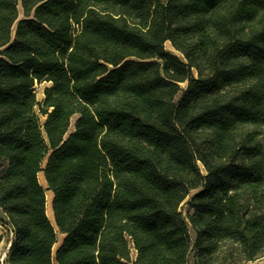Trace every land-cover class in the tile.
<instances>
[{
  "label": "trees",
  "instance_id": "obj_1",
  "mask_svg": "<svg viewBox=\"0 0 264 264\" xmlns=\"http://www.w3.org/2000/svg\"><path fill=\"white\" fill-rule=\"evenodd\" d=\"M0 210L4 264L264 256V0H0Z\"/></svg>",
  "mask_w": 264,
  "mask_h": 264
},
{
  "label": "rangeland",
  "instance_id": "obj_2",
  "mask_svg": "<svg viewBox=\"0 0 264 264\" xmlns=\"http://www.w3.org/2000/svg\"><path fill=\"white\" fill-rule=\"evenodd\" d=\"M20 8V16H22V11H21V7ZM165 48L173 53L178 54L179 56L182 57V54L175 49L171 42L169 40L165 41L164 43ZM46 85V83H43L41 85H37L36 86V97L38 100H41L43 97V87ZM186 86V82H182L181 83V87L184 88ZM40 119L41 121L44 120V116L40 115ZM39 180L40 182L45 186L44 184V177L42 175V173H40L39 175ZM195 190H192L190 192V195L194 193ZM189 197V196H188ZM188 197H186V199L183 201V205H182V209L184 211V213L186 212L187 209V205H186V200L188 199ZM51 198H52V193L50 190L46 191V214L48 215V217L50 218L51 221H53V215H52V209H51ZM11 231L10 229L5 225V221H4V216L0 210V264H4V260H5V256H6V252L9 248V244H10V240H11ZM62 238V235L60 233H57V242L56 245L54 246V249L58 246V244L60 243ZM135 256V252L132 251V257L134 258ZM191 261V260H190ZM264 262V256L257 258L255 260H250V261H243V262H239L236 264H262Z\"/></svg>",
  "mask_w": 264,
  "mask_h": 264
},
{
  "label": "built area",
  "instance_id": "obj_3",
  "mask_svg": "<svg viewBox=\"0 0 264 264\" xmlns=\"http://www.w3.org/2000/svg\"><path fill=\"white\" fill-rule=\"evenodd\" d=\"M11 235H12V232H11Z\"/></svg>",
  "mask_w": 264,
  "mask_h": 264
}]
</instances>
